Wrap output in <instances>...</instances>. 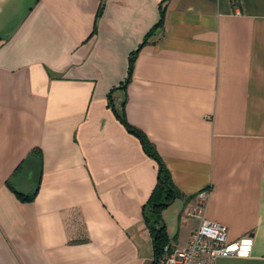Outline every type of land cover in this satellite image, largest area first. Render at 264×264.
<instances>
[{"label":"crops","instance_id":"0c3cea01","mask_svg":"<svg viewBox=\"0 0 264 264\" xmlns=\"http://www.w3.org/2000/svg\"><path fill=\"white\" fill-rule=\"evenodd\" d=\"M114 109L168 243L205 218L254 242L211 264H264V0H0V264H155Z\"/></svg>","mask_w":264,"mask_h":264},{"label":"built area","instance_id":"2783aa9c","mask_svg":"<svg viewBox=\"0 0 264 264\" xmlns=\"http://www.w3.org/2000/svg\"><path fill=\"white\" fill-rule=\"evenodd\" d=\"M208 192L199 194V203L203 207ZM189 216L196 213L189 212ZM252 236H244L235 242L228 241L227 227L202 219L200 227L193 232L185 248L168 243L159 260L160 264H211L220 257H250L253 251Z\"/></svg>","mask_w":264,"mask_h":264},{"label":"trees","instance_id":"16d2710c","mask_svg":"<svg viewBox=\"0 0 264 264\" xmlns=\"http://www.w3.org/2000/svg\"><path fill=\"white\" fill-rule=\"evenodd\" d=\"M163 21H164V14H162L161 23L159 24V26L163 24ZM137 53L138 51L134 52L130 59L129 78L131 77L133 64H134ZM115 114L117 118L122 122V124L128 129L129 132L135 134L136 136L140 138L146 154H148L150 157L155 159L157 163L159 164L158 182H157L156 188L153 191L151 198L149 200V203H148L151 209L152 215L146 217V222L149 227L151 236L153 238L154 263L160 264L159 260L163 254L165 246L168 244L166 226H165L164 221L162 220L161 213L174 200H176L180 194L174 187L172 180H171V176L168 170L163 166L156 152L155 147L149 142V140H147L145 135H143L140 131H138L137 129L129 125L123 113L121 112L118 113V111L115 110ZM18 195L23 200L31 199V197L29 196H23L22 194H18Z\"/></svg>","mask_w":264,"mask_h":264}]
</instances>
